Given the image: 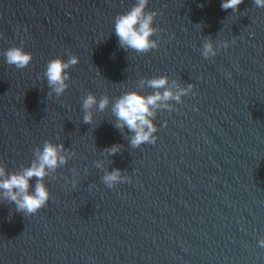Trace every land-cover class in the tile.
<instances>
[{"label": "water", "instance_id": "obj_1", "mask_svg": "<svg viewBox=\"0 0 264 264\" xmlns=\"http://www.w3.org/2000/svg\"><path fill=\"white\" fill-rule=\"evenodd\" d=\"M135 2L0 0V163L30 166L47 140L75 153L45 178L51 198L38 213L0 197V264H264V8L149 0L159 47L138 54L114 32ZM208 37L217 54L204 58ZM13 46L32 53L26 68L7 64ZM69 55L79 57L69 87L49 96L47 63ZM165 75L174 92L173 81L194 87L155 110V144L133 148L111 103L83 122L89 92L147 96L156 90L141 79ZM117 168L131 179L109 188L102 177Z\"/></svg>", "mask_w": 264, "mask_h": 264}, {"label": "clouds", "instance_id": "obj_2", "mask_svg": "<svg viewBox=\"0 0 264 264\" xmlns=\"http://www.w3.org/2000/svg\"><path fill=\"white\" fill-rule=\"evenodd\" d=\"M244 0H222L221 8L224 11L231 9L233 12L239 11V6ZM149 0H136L130 10L118 14L115 17L114 32L118 37L119 46L125 51L132 50L138 54L147 53L152 49L159 47V40L152 37L160 31L153 27L154 19L157 16L155 11H146ZM257 7L264 8V0H254ZM3 33H0V37ZM235 41H233L234 43ZM23 43V42H22ZM229 42H224L223 47L227 48ZM217 49L208 37L204 40L202 46V56L204 58L214 57ZM6 62L14 65L17 69L26 68L32 61V53L24 50L23 46H13L4 53ZM79 62V57L69 55L67 60L57 57L47 63L43 77L47 79V85L50 89L48 95L53 93L59 97L64 94L69 87L70 73L67 71ZM229 77L231 73L227 74ZM147 84L148 87L155 89L152 94L147 96L138 91H126L121 96L110 100L108 95L102 96L99 100L89 92L82 101L84 111L83 122L90 124L93 122L94 112L105 111L111 103V112L115 117L114 127L121 130H127L129 142L133 148H139L142 144H155L157 137V126L154 123L156 109L169 108L168 101L181 102V97L192 92L193 85L189 84L187 88H180L173 81V86L178 90L173 91L169 86L168 77L159 76L151 79L142 78L141 85ZM163 89V91H160ZM122 148L120 144H114L104 149L108 155H115ZM75 153L66 149L63 143L55 144L51 140L44 142L43 146H37L34 149V158L30 166H22L19 170L8 172L6 166L0 163V197L3 201L14 204L15 211L23 215H34L44 208L51 198L50 191L45 183V178L52 175L58 168L66 165L70 157ZM97 168L103 167L102 162L97 161ZM76 175L79 173L74 168L72 170ZM35 178L34 190L30 181ZM130 177L123 175L120 169H113L105 172L102 181L109 188L117 183L130 181ZM76 181H73L75 186ZM259 245L264 247V239H260Z\"/></svg>", "mask_w": 264, "mask_h": 264}]
</instances>
